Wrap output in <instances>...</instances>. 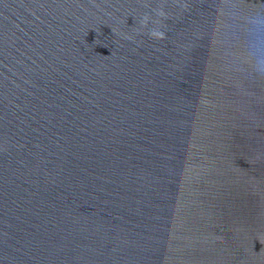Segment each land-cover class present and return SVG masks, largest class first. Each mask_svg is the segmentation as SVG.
I'll return each instance as SVG.
<instances>
[{
	"label": "water",
	"instance_id": "water-1",
	"mask_svg": "<svg viewBox=\"0 0 264 264\" xmlns=\"http://www.w3.org/2000/svg\"><path fill=\"white\" fill-rule=\"evenodd\" d=\"M0 264H264V0H0Z\"/></svg>",
	"mask_w": 264,
	"mask_h": 264
}]
</instances>
